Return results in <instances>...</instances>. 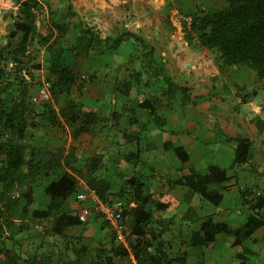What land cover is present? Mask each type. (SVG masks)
I'll use <instances>...</instances> for the list:
<instances>
[{"label":"crops","instance_id":"0c3cea01","mask_svg":"<svg viewBox=\"0 0 264 264\" xmlns=\"http://www.w3.org/2000/svg\"><path fill=\"white\" fill-rule=\"evenodd\" d=\"M27 1L39 7L32 19L27 17L29 11L27 14L23 4ZM21 2L19 20L32 21L34 26L29 33L28 53L42 62V68L34 70L33 75L51 76L49 46L42 39L48 26L53 37L60 36L55 49L65 47L67 62L74 66L80 79L86 80L82 90L75 87L83 97L84 108L102 116H110L113 110L122 113L119 125L111 120L99 122L92 133L81 136L87 147L82 142L79 147L75 143L76 160L87 162L90 156L102 154L104 167L98 174L112 182L113 191H118L125 177L134 173L145 182L147 191L169 192L181 201L179 207L155 213L162 224L172 225L166 232L172 233L176 227L171 236L174 246L168 241L165 246L170 256L176 258L174 264H223L225 260L243 264L236 253L243 252L244 245L233 246V235L220 234L224 250L215 255L208 247L187 241L200 228L202 219L192 222L182 218L189 208H195L203 218L210 216L234 227L242 226L254 211L247 201L252 194L246 197L243 191L264 193V78L248 65L223 64L219 51L200 44L188 20L195 11L215 6L213 2L199 8L185 0L182 9H177L170 0V4H165L166 0L152 1L158 8L170 5L167 17L173 25L167 26L165 45L172 57L161 44L160 21L144 0ZM189 11L193 13L188 14ZM160 13L166 21L162 8ZM17 21L9 13L0 14V46L10 42L16 45L22 40L23 31L11 37ZM87 28L92 31V45L87 51H78L74 46ZM177 68L184 84L201 79L191 87L192 96L196 94L191 104L184 105L180 89L172 97L166 94L167 77L175 76L178 81ZM240 91L257 94L253 100L241 102ZM147 101L157 110L161 123L150 114ZM243 138L252 142L249 159L235 164L237 147ZM212 165L227 169L230 177L221 186L212 187L222 194L219 203L190 191V184L197 182L191 173H209ZM46 225V221H36L16 236L24 255L48 253L55 262L64 263L76 257L74 248L78 246L89 245L93 254L97 249L112 248L114 233L101 217L72 227L64 238L54 237ZM77 231L80 233L75 234ZM245 245L257 253L247 254L249 264H264V226L256 229Z\"/></svg>","mask_w":264,"mask_h":264},{"label":"trees","instance_id":"16d2710c","mask_svg":"<svg viewBox=\"0 0 264 264\" xmlns=\"http://www.w3.org/2000/svg\"><path fill=\"white\" fill-rule=\"evenodd\" d=\"M23 4L27 14L29 11L27 17L34 18L39 7L30 1ZM192 15L191 30L198 34L204 48L219 51L223 64L248 65L261 79L264 78V0H228L224 6H210ZM15 25L16 32L12 31L11 37L23 31L22 40L16 45L10 42L0 46V264H116L114 256H134L137 264H174L176 258L170 256L165 247L167 240L163 237L167 227L172 225L162 224L163 221L155 213L179 207L181 201L177 197L169 192L147 191L145 182L134 173L126 176L121 188L115 192L112 190V182L98 174L104 167L102 154L90 156L84 167L78 168L73 147L66 150L64 147L38 143L37 131L43 125V120L59 126L62 125V118H66L72 138L78 139L83 134L92 133L99 122L111 120L114 125H119L122 113L113 110L110 116H102L94 110H86L73 97L59 110L50 102L39 105L35 103L33 95L39 86L34 91L33 71L41 69L42 62L37 56L31 57L28 53L29 33L34 30L33 22L19 20ZM91 32V28H87L79 35L74 49L89 50L93 39ZM42 35L49 46V78L52 81L53 98L60 100L71 94L77 86V89L82 90L86 80L80 79L74 66L67 62L64 56L66 48L54 47L60 41L59 34L53 37L46 26ZM167 83L168 97L180 89L184 93V105L191 104V87L179 84L175 76H168ZM256 94L240 91L239 98L241 102H248ZM146 104L150 107V114L161 123L157 110L150 106V102ZM251 149V140L241 139L235 164L247 162ZM191 174L197 177L196 183H189L191 194L199 192L214 202L221 201L222 194L212 187L221 186L229 180L227 169L212 165L209 173H198L199 176L195 172ZM79 175L86 179L89 187L104 202L114 203L115 195L124 202L126 210L119 223L127 235L130 247L118 242L117 231L107 221L106 225L111 226L114 233L109 251L101 248L93 254L89 245L78 246L74 248L76 257L64 263L55 262L53 255L48 253L24 255L22 243L15 238L34 222L46 221L49 224L46 225L47 229L56 238H64L67 230L83 223L79 210L70 208V200L79 190ZM42 184L49 203L46 207H35L36 189ZM254 193L253 189L243 191L246 197ZM251 196L247 201L254 211L238 227L216 221L210 216L203 218L195 208H189L182 215L183 220L196 222L202 219V222L187 241L194 246L202 245L212 249L216 247L220 234L233 235V246L244 245L243 252H237L236 256L243 259V264H247V254L257 253L248 248L245 242L256 229L264 226V193L255 194L254 198Z\"/></svg>","mask_w":264,"mask_h":264},{"label":"rangeland","instance_id":"374dc122","mask_svg":"<svg viewBox=\"0 0 264 264\" xmlns=\"http://www.w3.org/2000/svg\"><path fill=\"white\" fill-rule=\"evenodd\" d=\"M153 0H150V2L153 4L154 7H156L157 9L162 10L165 12L166 14V17L168 16V11L170 10V5H165L166 3L168 4L169 2H165V4H162V6H160L161 8H158L154 2H152ZM169 1V0H168ZM192 2H194L193 4H197L198 7L200 8V6H209L212 2L213 5L215 6H218V7H221V6H224L227 4L228 0H191ZM203 1H206L207 3L209 4H204ZM145 2V1H144ZM171 3H173V7L174 8H177V9H182V7L184 6V3H185V0H170ZM175 3V4H174ZM170 4V3H169ZM150 9V8H149ZM191 13H188V14H192L193 11H189ZM167 22V24H166ZM164 23L167 26L169 25H173V20L168 18L166 19V21L164 20ZM2 43L4 40H1ZM1 44V43H0ZM44 74V73H43ZM43 74H36L34 76L35 78V87H34V91L37 89V87L43 82L44 79H50L49 78V75H43ZM181 79V77H180ZM182 80V79H181ZM178 83L180 84L181 82L178 81ZM78 90L75 88L71 94H68V95H65L63 96L62 98H60V100H55L54 98H52V100L50 101H47V102H50L57 110H59L61 108L62 105H64L66 103V101L70 98H72V96L74 98H76V100L81 104H83V97H81L78 93ZM78 96V97H77ZM79 98V99H77ZM86 102V101H84ZM45 102H42V103H39V104H43ZM38 104V105H39ZM66 118H62L61 122H62V125H57V124H53V123H50L46 120H43V125L39 128V130L37 131V139H38V143L40 145H47V146H51V147H64L66 150L70 149L71 147L74 148V146L77 148V146L79 147L81 144L80 142H82L83 144V147H87L86 144L84 143L85 140H83L82 137H85L87 135H84L81 137L82 139H73L72 136H71V133H70V125L68 123V121L65 120ZM77 142V146L75 145V143ZM76 166L78 168H82L81 166L84 167V163L85 161H80V160H76ZM70 168V167H69ZM80 176V175H79ZM82 179H85L84 177H81L79 178V184H78V189H82L83 188V184L81 183L82 182ZM79 190L74 194V196L72 197V199L70 200V208L72 210H80L82 207L84 206H89L90 207V219L87 221V223L94 219V218H98V217H101L104 222L106 223L107 222V218L105 216V212L103 210H101V208L99 206H93L89 201H80L78 199V192ZM117 192V191H115ZM36 197H37V200H36V203H35V207H46L47 204L49 203V197L48 195L46 194L45 192V189H44V184H42L41 186H39L37 188V191H36ZM114 200L117 201V200H120L118 198L117 195H115L114 197ZM174 227V226H173ZM176 229L175 228H172V233H168L166 232L165 235L168 236V243H170V245L173 247L174 246V241L173 238L171 237L172 234H175L176 232H174V230ZM78 232V231H77ZM80 232L78 233H75V234H79ZM224 236H227L226 234ZM165 238V237H164ZM126 240V242L128 241L126 235L122 238L121 237V240L123 241ZM166 239V238H165ZM222 240H223V235H221V237H219L218 241L219 243L217 242V247L215 248H212V249H209L210 252H213L215 255L218 254V250L219 251H222L224 250V245L222 244ZM119 242V241H118ZM129 242V241H128ZM127 242V243H128ZM237 257V256H236ZM238 258V257H237ZM133 258H120V257H116V263L117 264H134ZM238 261L239 258H238ZM232 262L230 260L228 261H224L223 264H231ZM250 263V259L248 260V264ZM235 264V263H234ZM245 264V263H244Z\"/></svg>","mask_w":264,"mask_h":264},{"label":"built area","instance_id":"2783aa9c","mask_svg":"<svg viewBox=\"0 0 264 264\" xmlns=\"http://www.w3.org/2000/svg\"><path fill=\"white\" fill-rule=\"evenodd\" d=\"M123 1V0H120ZM22 2L21 0H0V14L1 13H9L11 16L17 21L22 16ZM188 20V18H187ZM193 20V16L189 17V23L191 25ZM51 84L52 81L50 79H44L43 82L39 85L37 91L33 95V100L35 103L39 104L42 102H47L52 100L53 95L51 92ZM83 188L78 192V199L80 201H89L93 206H99L101 210L105 212V216L107 221L112 224L116 233L118 234V241L129 246V242L126 240H121L126 233L123 232L122 227L119 223V220L124 215L126 207L122 200H114V203L104 202L98 195V193L89 187L87 182L82 180ZM255 194H261L260 191H255ZM254 195L251 198H254ZM79 216L82 222H87L90 219V207L84 206L79 210ZM127 237V235H126ZM130 247V246H129ZM134 264H137L135 257H132Z\"/></svg>","mask_w":264,"mask_h":264},{"label":"water","instance_id":"95a60500","mask_svg":"<svg viewBox=\"0 0 264 264\" xmlns=\"http://www.w3.org/2000/svg\"><path fill=\"white\" fill-rule=\"evenodd\" d=\"M144 1H145L146 5L148 6V8H150V9H151V10L157 15V17H158V19H159V21H160L161 31H162L161 44H162V46L164 47V49L166 50L167 54H168L170 57H172V54H171L170 50H169V49L167 48V46L165 45V38H166V35H167V27H166V25H165V23H164V20H163V17H162V15H161V13H160V10L157 9L156 7H154L153 4L150 2V0H144ZM174 61H175V60H174ZM175 62H176V61H175ZM176 76H177L178 81L181 82L180 84H181L182 86H186V87H192V86H195L196 84H198V83L201 81V79H200V80L195 81V82H192V83L184 84V83L182 82V80L180 79V72H179L178 68L176 69ZM195 96H196V94H194V95L192 96V100H194Z\"/></svg>","mask_w":264,"mask_h":264}]
</instances>
